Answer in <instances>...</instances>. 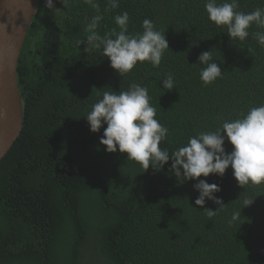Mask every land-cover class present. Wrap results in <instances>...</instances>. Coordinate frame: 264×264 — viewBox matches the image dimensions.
Masks as SVG:
<instances>
[{
    "label": "trees",
    "instance_id": "16d2710c",
    "mask_svg": "<svg viewBox=\"0 0 264 264\" xmlns=\"http://www.w3.org/2000/svg\"><path fill=\"white\" fill-rule=\"evenodd\" d=\"M39 0L18 65L23 100L21 135L0 162V264H264V184L238 185L229 167L210 174L215 195L195 205V181L179 184L169 171L144 169L127 154L100 144L104 125L92 133L86 115L105 91L146 85L150 103L170 131L161 142L169 153L200 131L264 104V47L252 33L231 41L226 28L208 19L204 0H94L103 20L100 35L118 27L114 17L129 13V34L144 19L165 31L169 49L159 67L138 62L121 77L102 50L84 52L85 28L97 14L85 0L61 11ZM264 8V0H240V10ZM211 50L222 78L204 86L198 56ZM195 64V65H193ZM174 88L163 89L166 74ZM226 151L232 146L226 141ZM245 198L253 199L242 208ZM241 211L235 222L232 213Z\"/></svg>",
    "mask_w": 264,
    "mask_h": 264
},
{
    "label": "clouds",
    "instance_id": "9594fccd",
    "mask_svg": "<svg viewBox=\"0 0 264 264\" xmlns=\"http://www.w3.org/2000/svg\"><path fill=\"white\" fill-rule=\"evenodd\" d=\"M96 10L87 23L86 39L77 41L78 46L85 43L84 52L102 50V55L110 61V67L123 78L132 73L138 62L159 67L166 51L170 50L165 31L158 30L154 22L144 19L141 33L129 34V13L124 11L114 17L115 25L111 31L100 35L98 28L103 20L99 5L94 0H85ZM120 0H108L111 9L119 6ZM65 8L70 0H59ZM45 7L59 12L53 0H46ZM204 9L208 19L218 28H226L231 41H245L253 24L264 28V8H256L251 12L240 10V0H204ZM6 27V25H5ZM261 47H264V32L252 33ZM198 64L204 67L200 70V79L204 86L222 78L223 73L217 62L213 60L212 52L204 51L198 56ZM195 65V64H193ZM163 89L174 88V77L166 74L162 80ZM149 89L146 85L131 83L126 91H105L102 98L91 106V111L85 116L90 131L99 133L106 125L100 144L108 153L127 154L126 160L137 162L144 171L149 166L155 171L162 170L171 160L169 171L179 184L195 181L193 189L198 192L195 205L204 207L206 199L219 205L218 209H205L209 217L215 216L218 210L226 206L215 193L221 191L215 183L206 179L214 174L223 177L231 167L232 174L242 188L248 185L264 184V104L251 107L246 114L233 120H225L215 130L200 131L189 137L186 145L169 153L167 148L160 147L161 142L168 139L169 129L161 124L156 108L150 103ZM3 116V113H0ZM232 146L226 151L225 142ZM253 199L245 198L242 208L250 206ZM241 216V211H234L229 223L235 222Z\"/></svg>",
    "mask_w": 264,
    "mask_h": 264
},
{
    "label": "water",
    "instance_id": "95a60500",
    "mask_svg": "<svg viewBox=\"0 0 264 264\" xmlns=\"http://www.w3.org/2000/svg\"><path fill=\"white\" fill-rule=\"evenodd\" d=\"M38 3L39 0H0V162L24 125L18 65Z\"/></svg>",
    "mask_w": 264,
    "mask_h": 264
}]
</instances>
